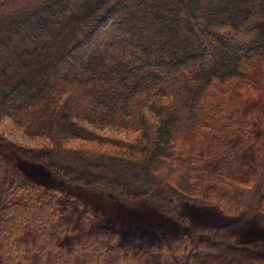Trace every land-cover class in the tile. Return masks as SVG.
<instances>
[{
    "label": "trees",
    "instance_id": "1",
    "mask_svg": "<svg viewBox=\"0 0 264 264\" xmlns=\"http://www.w3.org/2000/svg\"><path fill=\"white\" fill-rule=\"evenodd\" d=\"M8 118L37 145L0 133V151L69 186L264 216V0H40L2 14ZM2 152L0 264H149L114 237L65 243L64 193Z\"/></svg>",
    "mask_w": 264,
    "mask_h": 264
},
{
    "label": "rangeland",
    "instance_id": "2",
    "mask_svg": "<svg viewBox=\"0 0 264 264\" xmlns=\"http://www.w3.org/2000/svg\"><path fill=\"white\" fill-rule=\"evenodd\" d=\"M39 1L9 0L0 5V15ZM0 133L37 145L10 118L0 122ZM3 154L16 160V169L31 182L64 193L56 210L65 212L69 223L65 243L76 242L86 233L100 234L114 237L113 245L127 252L141 251L145 254L140 255L141 261L149 264H264L262 215L229 214L216 204L177 198L175 205L150 199L129 204L106 193L69 186L44 165ZM176 241H181L176 244L178 254L172 250Z\"/></svg>",
    "mask_w": 264,
    "mask_h": 264
}]
</instances>
